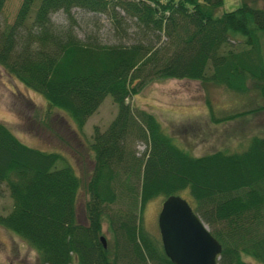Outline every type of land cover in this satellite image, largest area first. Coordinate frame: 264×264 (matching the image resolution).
<instances>
[{"label":"trees","instance_id":"16d2710c","mask_svg":"<svg viewBox=\"0 0 264 264\" xmlns=\"http://www.w3.org/2000/svg\"><path fill=\"white\" fill-rule=\"evenodd\" d=\"M221 3L20 0L13 20L0 27L3 69L67 112L78 127L105 94L117 106L103 129L93 127L85 222L77 217L80 177L73 165L57 150L22 141L0 120V184L12 199L0 212V225L35 247L42 264H174L160 237L146 227L143 211L151 198L182 189L221 244L216 264H249L245 253L264 263V135L252 134L242 149L192 154L172 141L153 112L127 100L143 82L162 77L239 90L251 79L264 94V5L240 0L216 13ZM73 6L105 13L117 39L78 37ZM55 9L64 11L67 24L52 21ZM128 17L139 30L125 41ZM134 137L145 141L139 155L131 146ZM123 194L129 196L126 206L109 209ZM104 218L107 238L101 233Z\"/></svg>","mask_w":264,"mask_h":264},{"label":"rangeland","instance_id":"374dc122","mask_svg":"<svg viewBox=\"0 0 264 264\" xmlns=\"http://www.w3.org/2000/svg\"><path fill=\"white\" fill-rule=\"evenodd\" d=\"M19 2L20 0L4 1L0 10V27L13 20ZM239 3L240 0H222L215 12L234 8ZM261 3L264 5L263 0ZM71 11L75 18L74 31L81 39L106 43L117 39L105 13L92 12L78 6H73ZM50 17L56 25L68 23L62 9L53 10ZM125 22L128 34L124 39L130 41L139 29L133 17H128ZM262 48L264 49V40ZM127 100L133 106L153 112L172 141L192 154L216 148L242 149L252 134L264 135V94L251 79H247L245 88L239 90L223 83L196 78L162 77L143 82L133 95H128ZM116 108V102L107 93L96 109L87 116L83 125L78 127L67 112L50 105L40 92L23 84L0 65V120L22 141L39 148L57 150L73 165L80 177L76 210L77 217L82 222L86 221L87 181L93 167L90 148L93 127L97 125L103 129L114 116ZM240 110L244 111L228 119H214ZM131 146L139 155L145 147V141L134 137ZM60 160L62 159L58 162ZM0 187V212H5L10 208L12 199L4 182ZM179 193L190 199L187 189L179 190ZM121 197L118 195L108 208L125 207L129 196L123 194ZM161 200V195L151 198L143 211L146 227L157 236V213ZM101 233L106 238L110 237L105 218ZM244 259L249 264H264L246 253ZM0 264L42 263L35 247L17 233L0 225ZM71 264L78 263L72 260Z\"/></svg>","mask_w":264,"mask_h":264},{"label":"water","instance_id":"95a60500","mask_svg":"<svg viewBox=\"0 0 264 264\" xmlns=\"http://www.w3.org/2000/svg\"><path fill=\"white\" fill-rule=\"evenodd\" d=\"M157 225L162 248L174 264H216L221 244L184 196L170 193L161 200Z\"/></svg>","mask_w":264,"mask_h":264}]
</instances>
